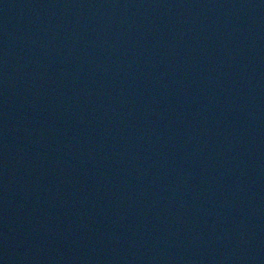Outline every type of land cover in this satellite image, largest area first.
Returning a JSON list of instances; mask_svg holds the SVG:
<instances>
[{
	"label": "water",
	"instance_id": "95a60500",
	"mask_svg": "<svg viewBox=\"0 0 264 264\" xmlns=\"http://www.w3.org/2000/svg\"><path fill=\"white\" fill-rule=\"evenodd\" d=\"M0 264H264V0H0Z\"/></svg>",
	"mask_w": 264,
	"mask_h": 264
}]
</instances>
